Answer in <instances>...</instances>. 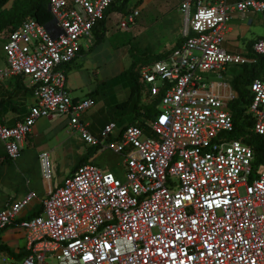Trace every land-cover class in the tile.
I'll list each match as a JSON object with an SVG mask.
<instances>
[{"label":"built area","instance_id":"obj_1","mask_svg":"<svg viewBox=\"0 0 264 264\" xmlns=\"http://www.w3.org/2000/svg\"><path fill=\"white\" fill-rule=\"evenodd\" d=\"M120 1L50 0L49 24L28 17L3 39L0 81L27 79L35 98L15 125L0 120L7 157L19 159L36 123L50 118L67 120L68 133L97 150L50 189L40 213L21 218L34 192L0 210V234L17 227L27 238L25 254L5 264H264V162L256 168L251 146L230 137L238 94L221 74L254 61L230 52L226 35L234 15H264V0L183 2L182 43L138 71L142 102L160 98L155 118L125 129L110 122L96 136L81 122L95 100L74 99L61 67ZM139 16L130 10L120 28L129 31ZM253 53L264 56V37ZM250 90L246 115L264 136V77ZM108 150L121 156V175L94 164ZM39 160L52 180L50 153Z\"/></svg>","mask_w":264,"mask_h":264},{"label":"rangeland","instance_id":"obj_2","mask_svg":"<svg viewBox=\"0 0 264 264\" xmlns=\"http://www.w3.org/2000/svg\"><path fill=\"white\" fill-rule=\"evenodd\" d=\"M184 1L186 0H142L137 7L140 16L137 18L136 25L129 31H123L119 27L123 15L118 12L109 13L105 19V25L102 24L96 30V33L103 35L102 42L94 45L96 33L91 38L81 40L80 44L85 52L72 64V71L68 75V88H77L84 93L88 89L98 90V86L106 82L105 87L113 92L107 100L120 103V115H114V120L120 119L119 127L129 124L140 125L139 118L132 120L135 116L133 103L138 94L129 100L132 82L129 76L121 74L130 67L132 62L129 49L131 46L137 47L139 56L141 53L154 56L171 51L182 38L184 17L180 8ZM136 2L137 0H131L130 7L132 8ZM257 32L260 34L262 30L259 28ZM1 54L3 53L0 41ZM142 59L138 66L148 62L144 57ZM240 71V67L228 65L221 74L230 81ZM204 76L207 81L217 79L216 74L213 73H206ZM125 102L127 105L123 106ZM103 110V105H96L83 113L81 118L96 122L101 116H106ZM44 134L50 147H56H54L55 161L51 162L50 169L54 180L63 181L68 172L89 153L90 148L78 135L70 136L68 127L64 130V127H60L59 124L46 126ZM94 164L102 169L111 170L116 175H121L123 169L121 156L109 150L97 155ZM7 260L0 259V264H5Z\"/></svg>","mask_w":264,"mask_h":264},{"label":"crops","instance_id":"obj_3","mask_svg":"<svg viewBox=\"0 0 264 264\" xmlns=\"http://www.w3.org/2000/svg\"><path fill=\"white\" fill-rule=\"evenodd\" d=\"M14 1L15 0H8L6 8H10ZM230 1L235 2L237 0ZM259 28L262 30L260 34L257 32V29ZM7 35L0 37L2 44L3 39H5ZM263 37L264 15L249 13L245 20L234 15L229 23L225 43L230 52L250 56V45ZM84 52L83 49L76 59L81 57ZM74 61L61 67L67 75V82ZM0 64L4 65L3 54L0 55ZM28 83L27 79L21 77H13L6 81H0V120L4 124L13 126L16 122L22 120L28 115L30 108L35 102L33 89ZM105 84L106 82L99 85L97 88L98 90L88 89L84 93L80 92L77 88L69 89L72 97L76 100L92 97L95 100L96 105H103L107 117L101 116L96 122L88 118L85 120L81 118V122L88 127V130L93 135L96 136L101 133L108 123L115 122L118 124V121L120 120L119 118L118 121L114 120L115 116L120 115V106H118L120 103L115 100H107V97L113 95V92L105 87ZM52 124H59L60 127H64L65 130L68 122L63 118L40 119L34 126L32 132L27 136L23 144L21 157L15 161H12L7 157L4 145L0 141V210H2L7 204L23 198L29 192H34L37 194V199L22 214L21 218L32 217L42 211V202L48 198L50 189H56L63 184L64 180L55 181L54 177L50 181L45 180L42 175L39 160V157L43 152H49L51 162L55 161L54 150L56 147H50L44 134L45 127H49ZM71 150L72 149H70V151ZM87 155H89V153ZM75 168L68 172L66 178L75 170ZM26 243L27 238L22 230H19L17 227L4 229L0 234V246H7L10 249L11 254L6 251H0V259H8L7 261H9L19 259V257L21 258V256L25 254Z\"/></svg>","mask_w":264,"mask_h":264},{"label":"trees","instance_id":"obj_4","mask_svg":"<svg viewBox=\"0 0 264 264\" xmlns=\"http://www.w3.org/2000/svg\"><path fill=\"white\" fill-rule=\"evenodd\" d=\"M8 0H0V37L9 34L17 27L21 25V23L26 20L28 17L34 18L40 24L47 25L53 20V15L49 9L50 0H15L13 5L10 8H6ZM131 0H121L117 4L111 5L107 11L105 12L103 20L96 26L94 33H96L97 29L103 24L105 25V19L111 12H118L121 15H125L130 10L136 9L141 3L142 0H137L134 6L130 7ZM97 34L96 42L94 45L99 44L104 39L103 35ZM182 43V38L177 42L176 46L172 49L179 47ZM253 45H250V58L254 61L252 63L243 64V65H234L236 67H240L241 71L235 74L230 80V83L233 89L237 92L238 97L236 100L230 103L229 108L231 110L233 121H234V131L231 133V138L241 140L243 143L251 146V148L255 152V167H259L264 162V136H260L253 132V120L246 115L247 107L251 101L252 95L250 90L251 83L259 78L264 77V56L255 55L253 51ZM171 50V51H172ZM83 51V49L81 50ZM164 52L161 54H157L154 56L145 55V53H141L138 55L137 47L131 46L129 52L132 57V62L130 67L122 72L121 74L129 76L132 87L130 99L132 100L135 94H138V97L135 98L133 103V110L135 112V116L132 120L140 119L144 116V120L154 119L157 114V105L160 102V98L153 100L149 104H144L141 100V87L138 81V71L142 66L153 63L154 61L162 58L164 55L169 52ZM145 58V61H148L144 65L138 66L140 62L143 61L142 57ZM129 102V101H127ZM127 102L123 103V106L127 105ZM120 106V104L118 105ZM145 121L141 120V124L139 126L144 127ZM127 125L122 126V129H125ZM97 150H90L89 155L85 156L80 160L78 165L82 166L88 163L90 157L96 154ZM75 168V169H76ZM0 251H6L11 254L10 249L7 246H0ZM20 258V257H19Z\"/></svg>","mask_w":264,"mask_h":264},{"label":"bare ground","instance_id":"obj_5","mask_svg":"<svg viewBox=\"0 0 264 264\" xmlns=\"http://www.w3.org/2000/svg\"><path fill=\"white\" fill-rule=\"evenodd\" d=\"M187 1V0H186ZM120 27V26H119Z\"/></svg>","mask_w":264,"mask_h":264}]
</instances>
